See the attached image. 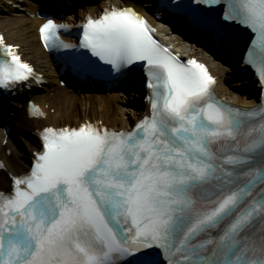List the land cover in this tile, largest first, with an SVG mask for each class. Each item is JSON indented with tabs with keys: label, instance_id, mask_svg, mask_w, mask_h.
<instances>
[{
	"label": "snow or ice",
	"instance_id": "snow-or-ice-1",
	"mask_svg": "<svg viewBox=\"0 0 264 264\" xmlns=\"http://www.w3.org/2000/svg\"><path fill=\"white\" fill-rule=\"evenodd\" d=\"M195 3L226 5L218 42L236 39L232 23L256 34L244 59L264 82V0ZM61 27H40L44 46L74 50ZM152 31L132 8L87 18L79 47L91 56L74 57L70 70L123 75L143 62L151 116L128 132L45 128L30 173L0 192V264H159L154 248L165 264H264V104L217 101L205 65L182 63ZM33 76L0 36V88Z\"/></svg>",
	"mask_w": 264,
	"mask_h": 264
},
{
	"label": "bare ground",
	"instance_id": "bare-ground-1",
	"mask_svg": "<svg viewBox=\"0 0 264 264\" xmlns=\"http://www.w3.org/2000/svg\"><path fill=\"white\" fill-rule=\"evenodd\" d=\"M78 1L80 0H73L74 3ZM13 3L22 11L15 12L13 17L0 12V34L5 38L6 43L16 45L22 58L32 63L35 69L42 74L44 84L41 88L46 90V93H33V97H36V102L41 107V116L37 118L28 117L25 104L19 105L18 102L12 101L11 104L16 109H12L7 114L9 117L6 116L0 121V161L3 163V167L0 168V189L9 186L12 177L27 170L26 162L21 158V155L31 156L37 145L35 131L42 126L54 125L61 127L69 123L79 125L88 120L117 129H125L129 128L139 118V115H137L139 111L130 107L128 111L121 108L120 104L126 99L120 96L122 94L120 90L109 92L108 96L96 92H84L76 98L72 95L74 92L69 89L71 92L64 89L63 91L54 89L52 85L58 80L56 70L50 55L42 49L38 42L37 25L40 20L35 16L34 11L39 8V4L35 0H0V11L1 9L11 10L10 6ZM119 4H127V0H93L90 4L79 5L78 11H81V15H83L85 12L83 9L87 10L88 13H93L102 7ZM133 6L141 11L145 10L140 5L133 4ZM29 14H32V16ZM66 16L74 18V15L69 11ZM162 32L177 49L183 52L191 51L193 56L200 58L207 64L209 70L216 77L215 90L220 98L242 106L251 104L250 101L254 99L253 95L249 100L246 99L248 91L245 87H241L239 92L230 89L226 84V80L231 76L232 71L228 65L206 56L198 47H194L191 41L187 44L179 38L176 31L162 30ZM224 53L223 55H227L226 52ZM245 83H247V79L242 78L238 79L236 85ZM131 103L135 104L136 102L131 101ZM18 106H23V109H18ZM3 123H14L16 131L25 135L23 139L27 149L25 153L14 149L9 134L3 131ZM5 139L6 143L3 144ZM8 149H10V153H7Z\"/></svg>",
	"mask_w": 264,
	"mask_h": 264
},
{
	"label": "rangeland",
	"instance_id": "rangeland-1",
	"mask_svg": "<svg viewBox=\"0 0 264 264\" xmlns=\"http://www.w3.org/2000/svg\"><path fill=\"white\" fill-rule=\"evenodd\" d=\"M7 15H9V16H13V15H11V14H13V13H6ZM235 81V80H234ZM234 81H232V83L234 82ZM55 87H58V89H60L61 90V86L58 84V83H55V85H54ZM230 86V88L232 89V90H237V87L235 86V85H229ZM41 94H44V91H41ZM130 100H131V98H129ZM127 107H132V105H130L129 103H126V102H123L122 104H121V108H123L124 109V111H125V109H126V111H128L127 109ZM14 145V144H13ZM16 146V148L18 149V150H20V151H24L25 150V145L23 144V142L22 143H20V146L19 145H15Z\"/></svg>",
	"mask_w": 264,
	"mask_h": 264
}]
</instances>
